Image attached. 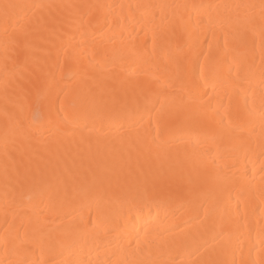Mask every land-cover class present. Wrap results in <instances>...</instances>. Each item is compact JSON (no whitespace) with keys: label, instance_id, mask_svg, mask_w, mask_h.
<instances>
[{"label":"bare ground","instance_id":"bare-ground-1","mask_svg":"<svg viewBox=\"0 0 264 264\" xmlns=\"http://www.w3.org/2000/svg\"><path fill=\"white\" fill-rule=\"evenodd\" d=\"M0 264H264V0H0Z\"/></svg>","mask_w":264,"mask_h":264}]
</instances>
